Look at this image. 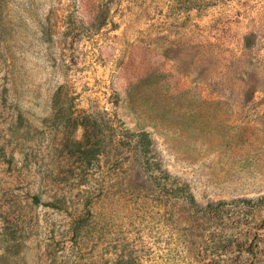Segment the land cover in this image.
Masks as SVG:
<instances>
[{
	"label": "rangeland",
	"instance_id": "1",
	"mask_svg": "<svg viewBox=\"0 0 264 264\" xmlns=\"http://www.w3.org/2000/svg\"><path fill=\"white\" fill-rule=\"evenodd\" d=\"M0 264H264V0H0Z\"/></svg>",
	"mask_w": 264,
	"mask_h": 264
},
{
	"label": "trees",
	"instance_id": "2",
	"mask_svg": "<svg viewBox=\"0 0 264 264\" xmlns=\"http://www.w3.org/2000/svg\"><path fill=\"white\" fill-rule=\"evenodd\" d=\"M141 135H142V138H141L140 144L142 147V152H147V149L151 145L152 140L147 132H143ZM143 136L145 137L144 141H143Z\"/></svg>",
	"mask_w": 264,
	"mask_h": 264
}]
</instances>
